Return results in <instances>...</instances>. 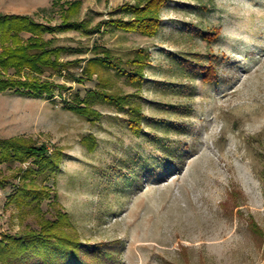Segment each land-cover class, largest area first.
Masks as SVG:
<instances>
[{"label": "rangeland", "instance_id": "1", "mask_svg": "<svg viewBox=\"0 0 264 264\" xmlns=\"http://www.w3.org/2000/svg\"><path fill=\"white\" fill-rule=\"evenodd\" d=\"M74 1L0 0V12H23L56 27L45 35L54 46L92 48L98 41L123 60L147 50L140 87L124 78L109 87L134 95L144 119L135 131L127 111L107 104L95 106L103 118L94 123L68 110L64 99L76 102L100 86L66 71L43 76L67 87L52 97L0 93L1 138L27 137L63 153L56 174L38 181L52 190L41 213L10 199L21 184L16 176L33 163L0 165V178L10 180L0 187V240L41 230L40 222L55 220L60 208L74 227L67 230L93 248L109 246L119 264H264V0H168L154 36L67 30L63 15ZM80 1L71 20L89 28L131 19L123 6L137 3ZM212 65L216 75L207 80L201 69ZM72 72L81 75L82 67ZM89 135L97 143L92 149L84 141ZM163 161L172 170L155 176L150 170Z\"/></svg>", "mask_w": 264, "mask_h": 264}, {"label": "trees", "instance_id": "2", "mask_svg": "<svg viewBox=\"0 0 264 264\" xmlns=\"http://www.w3.org/2000/svg\"><path fill=\"white\" fill-rule=\"evenodd\" d=\"M168 0H137L134 5L126 4L123 9L130 11L133 17L128 20L109 19L97 26L89 28L84 22H72V15L76 14L82 1L77 0L68 4L64 12V21L67 30H83L88 35L104 34L103 28L121 29L125 32H138L145 36H154L161 26L160 14ZM194 28V27H192ZM197 32H205L195 27ZM109 31V30H108ZM56 32V27L37 22L30 15L0 13V93L14 91L20 95L32 98L42 96L52 97L57 88L67 89L44 78L48 72L63 73L80 83L85 81H99V89L90 90L87 96L78 98L76 102L64 99L68 110L88 119L90 122L100 121L103 113L95 108L97 104H107L119 111H127L130 121L127 124L138 131L144 116L134 95L111 92L110 80L124 78L126 83L140 87L143 83L145 68L149 64L150 55L144 48L137 50L132 59L123 60L116 56L111 49L96 41L92 48H74L68 46H54L51 41L45 40V35ZM27 34V39L23 35ZM211 38V37H209ZM212 39V38H211ZM92 53L93 57L85 60L63 61V54L81 55ZM184 65L190 69L192 64L182 59ZM82 67L81 75L72 72V68ZM198 69L195 65L192 68ZM200 70V68H199ZM207 80H213L216 75L215 67L201 69ZM26 73L29 76H26ZM175 124V123H173ZM171 127V124H170ZM158 140V138H154ZM84 141L91 146H97L94 136L89 135ZM62 151L51 153L46 144L38 145L27 137H0V165L14 169L17 164L32 162L26 170L21 169L16 178L21 184L15 186L16 191L10 196L11 203L19 207H28L27 211L41 213L43 202L52 197V190L40 186L39 179L47 181L59 170ZM167 162L154 167L152 172L159 176L163 171L172 169L166 167ZM174 171V170H173ZM9 178H0V187L6 188ZM58 202L57 196L53 200ZM55 220L43 219L41 230L30 229L20 234L5 235L0 240V260L8 262H26L28 264H119L110 248L83 244L77 234L67 228L74 229L69 215L62 209H57Z\"/></svg>", "mask_w": 264, "mask_h": 264}, {"label": "crops", "instance_id": "3", "mask_svg": "<svg viewBox=\"0 0 264 264\" xmlns=\"http://www.w3.org/2000/svg\"><path fill=\"white\" fill-rule=\"evenodd\" d=\"M0 13H3V14H20V15H28V14H22V13H17V12H7V11H1Z\"/></svg>", "mask_w": 264, "mask_h": 264}]
</instances>
